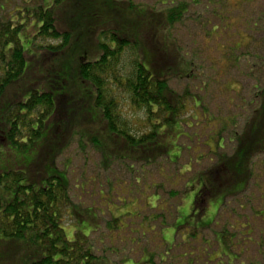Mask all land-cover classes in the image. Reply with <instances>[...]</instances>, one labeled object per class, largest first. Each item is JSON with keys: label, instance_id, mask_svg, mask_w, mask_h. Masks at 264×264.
Instances as JSON below:
<instances>
[{"label": "trees", "instance_id": "obj_1", "mask_svg": "<svg viewBox=\"0 0 264 264\" xmlns=\"http://www.w3.org/2000/svg\"><path fill=\"white\" fill-rule=\"evenodd\" d=\"M25 1L23 12L31 2ZM32 1L40 2L29 4L34 6L32 27L13 21L14 16L9 15L6 23L0 17V264L113 263L97 254L100 250L92 238L100 230V218L94 211L87 213L93 214L96 230L77 231L74 240H68L66 216L84 219L79 209L72 211L70 180L67 170L57 168L59 158L77 141L83 151L94 146L105 169L116 161L135 162L143 163L144 173L145 166L160 161V168L161 159L170 160L164 155L168 149L160 147L161 138L169 132L183 138L189 135L186 129H197L202 122L209 131L206 146L213 163L196 173L202 186L196 203L205 209L217 195L223 196V202L215 224L190 229L188 240L194 238L192 244H203L208 251L204 264L212 263L208 256L222 251L221 247L231 251L233 244H241L244 254L229 264H264V228H259L264 217H257L264 213V80L258 77L260 81L249 91L245 113L227 118L211 113L204 99L199 94L194 97L189 88L180 92L171 86L191 78L197 64L186 58L174 33L176 25L187 19L192 3H166L157 10L119 0ZM193 2L197 5L200 0ZM32 28L33 35H28ZM241 47L237 42L235 53ZM243 59L251 74H264V56L236 58L237 62ZM189 101L202 118L195 113L185 116ZM101 134L109 142H102ZM187 171L191 172L189 164ZM162 188L149 186L159 196L152 205L146 199L145 206L153 213L144 216L135 233L145 236L149 233L145 229H155L157 223L161 228L169 226L172 211L177 218L185 190L163 194L157 191ZM168 201L179 204L171 206L174 202ZM254 203L252 209L249 205ZM221 210L238 218L222 225ZM113 216L106 226L110 233L122 229V215ZM219 226L221 230L213 229ZM246 228L252 236L244 235ZM209 231L214 240L207 238ZM217 235L224 236L221 244ZM179 237L169 246L158 234L156 242L164 248L159 253L161 264L173 260L171 253L182 247ZM213 241L218 248L209 252ZM193 252L184 254L186 264L200 259V252L196 257ZM120 253L124 255L115 264L158 263L146 251L138 262L126 249Z\"/></svg>", "mask_w": 264, "mask_h": 264}, {"label": "rangeland", "instance_id": "obj_2", "mask_svg": "<svg viewBox=\"0 0 264 264\" xmlns=\"http://www.w3.org/2000/svg\"><path fill=\"white\" fill-rule=\"evenodd\" d=\"M119 1H132L136 5L142 4L157 10H161L163 8L162 5L166 3L168 5L180 2L192 3L191 12L187 15V19L176 25L174 33L176 39L180 42L183 53L185 56L187 55L186 58L192 59L197 64L191 72L193 75L191 78L188 77L180 82H172L171 86L180 92L189 88L194 97L199 94L204 99L205 107L217 116H225L227 118V115L245 113L247 104L244 102H247L251 95L249 91L260 79L264 80V74H251L247 60L243 59L241 62H237L236 58L242 54H250L253 58L264 56V0H213V2L200 0L197 5L193 0ZM25 2L27 3L25 0H0V7L3 6L5 8L4 10L0 8V17L6 23L10 20L9 15L14 16L13 21L32 27L35 24L32 11L34 6L30 5H39L40 2L31 0L30 5L28 4L27 6V11L23 12L22 9L27 5ZM33 33V28L28 31V35H33ZM237 42H241L242 47L238 53H235ZM254 61H257V59H254ZM189 103V111L185 116L190 118L193 115L192 113H195L194 115L197 114L202 118L201 112H196L193 101H189ZM94 130L97 129L94 127ZM186 132L194 138L191 139L189 135L184 134L182 135L184 136L183 138L178 139L179 136L175 135L174 132H169L166 134L165 139H160V147L168 149L167 154L164 155L170 158L169 161L172 165L169 164L168 160L161 159L160 168L159 164L161 162L157 161L153 165L145 166L147 168L144 173L141 172L143 170L140 171L143 163L135 162L123 163L116 161L105 169L106 167L102 165V155L94 146L91 145L83 151L78 142L75 141L57 162V168L60 171L67 170L74 203L72 211L79 209L82 212L81 217L84 219L74 218L70 213V215L66 216L64 230L68 240H74V234L77 231L89 234L96 230L99 224L100 230L93 235L92 240L98 250H100V252L97 251L99 256H107L114 260L110 264H115V261L119 263L116 259H121L124 255L119 254L122 249H126L127 255L135 259L136 262L140 259L143 251H146L154 254L155 262L161 264L159 253L163 252L164 248L158 246L159 244L156 242L158 234H162L163 240L169 246L175 243L178 234L180 235L178 243L181 241L183 245L180 249H175L171 253L175 262L171 260L173 261L172 263L168 260L163 264H186L184 254L191 250L194 251L195 257L200 252V259H197V264H204L208 251L205 252L202 247L203 244H196L195 241L192 244L190 241L194 238L188 240L190 229L198 231L214 225L223 202V196L217 195L211 198L208 207L205 209L197 206L196 202L202 186L201 179L196 176V173L213 163V161L210 162L213 158L208 157L210 156L209 148L206 146V138L209 135V131H207L206 125L202 122V125L197 127V129L196 127L188 128ZM196 135H199V137L196 138ZM100 139L102 142H109L105 134H101ZM186 147H191V150H185ZM183 149L184 152L181 159L176 162ZM188 164L191 172L187 171ZM130 167H133V170H130ZM261 168H264V166ZM135 178H142L141 182H135ZM151 184L153 186L163 185L162 189H155V191L157 190L163 194L171 189H183L185 191H182V204L180 203L178 208L177 218L174 219L175 211H172L174 217L167 219V221L171 222L169 226L161 228V224L157 223L155 229H145L149 233L141 236V234L135 232L139 230L144 216L153 213L145 205L147 203L152 205L159 196L153 190L150 191L149 186ZM255 190L258 192L257 188L252 189L254 192ZM253 195H256V193ZM171 202H169L171 206L179 204V201L177 203L175 201ZM239 204L241 203H238L236 207ZM249 206L254 209L257 205L254 203V205ZM230 207L232 208V204ZM88 209L98 214L100 218L98 219V224L94 222L93 214L87 213ZM244 212L246 211L241 210V214ZM220 213L222 225H224L225 220L233 222L238 218L236 213L233 215L232 212L230 215L229 210L227 213L221 210ZM247 213L252 215L251 210ZM119 215H122L119 223L122 229L110 233L106 229L107 223L112 219V216L116 217ZM257 217L263 218L264 213H259ZM172 220L174 221L172 222ZM220 227H213V229L216 231L221 230ZM262 227L264 228V224L260 223L259 228L262 229ZM141 229L144 228L141 226ZM103 230L105 231L102 232ZM131 230L134 232L132 233ZM157 230H159V233ZM245 232V236H252L253 234L249 228H246ZM212 237L213 234L209 231L207 238ZM222 237L224 236L217 235L219 244L222 242ZM132 240H135V242L133 243ZM147 240H149V243ZM248 241L250 243V239ZM208 247H214L209 249V252H215L218 248L214 241ZM221 248L222 251L219 253L208 256V262L216 264V260L220 257L221 260L217 264L223 262L229 264L233 260L238 259L239 255L244 254L241 244H233L231 251ZM252 250L255 253V249L252 248ZM201 252L204 253L201 254ZM127 264H130V262Z\"/></svg>", "mask_w": 264, "mask_h": 264}]
</instances>
